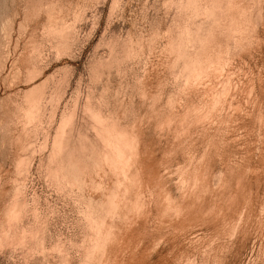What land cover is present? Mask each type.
Returning <instances> with one entry per match:
<instances>
[{
    "label": "rangeland",
    "instance_id": "374dc122",
    "mask_svg": "<svg viewBox=\"0 0 264 264\" xmlns=\"http://www.w3.org/2000/svg\"><path fill=\"white\" fill-rule=\"evenodd\" d=\"M0 264H264V0H0Z\"/></svg>",
    "mask_w": 264,
    "mask_h": 264
},
{
    "label": "bare ground",
    "instance_id": "6f19581e",
    "mask_svg": "<svg viewBox=\"0 0 264 264\" xmlns=\"http://www.w3.org/2000/svg\"><path fill=\"white\" fill-rule=\"evenodd\" d=\"M193 3V1H190V2H188L187 3V5H191ZM200 60L198 59V58H196V59H194V60H192V62H190V64H185L186 66L188 65L189 67H186V68H189V69H191L190 71H197V70H199V69H201V66H200ZM192 75V74H191ZM40 86V85H39ZM38 87V86H37ZM33 88V87H32ZM30 89V88H29ZM33 90H34V88H33ZM38 90H39V87H38ZM28 92V91H27ZM37 92V91H36ZM32 94V93H31ZM30 95V94H29ZM36 96V95H35ZM39 98H40V96H39ZM38 98H36V100H37ZM35 100V101H36ZM39 101V100H38ZM31 102V101H30ZM33 102V101H32ZM37 102V101H36ZM32 105V104H31ZM36 107H38V106H36ZM10 108V107H9ZM35 108V107H34ZM199 108V107H198ZM199 109H201V108H199ZM8 110V109H7ZM10 110V109H9ZM36 111V110H35ZM204 111H205V109H204ZM33 112V111H32ZM199 113H202V110H201V112L200 111H198ZM199 113H197V115H200ZM4 114V113H3ZM5 116V115H4ZM7 117V116H6ZM10 119V118H9ZM6 120V119H5ZM11 120V119H10ZM9 121V120H8ZM12 123V122H11ZM2 124H3V122H2ZM5 124V123H4ZM3 124V125H4ZM6 125V124H5ZM4 125V126H5ZM7 127V126H6ZM8 128V127H7ZM10 128V127H9ZM2 129V128H1ZM8 130V129H7ZM3 131V130H2ZM2 134V133H1ZM3 135V134H2ZM13 139V138H12ZM9 143V142H8ZM5 144V143H4ZM4 146V145H3ZM22 146V145H21ZM20 146V147H21ZM24 146V145H23ZM22 146V147H23ZM6 147V146H5ZM9 147V146H8ZM18 147V146H17ZM24 148H25V146H24ZM7 151H8V149H6ZM22 150V149H21ZM9 153V152H8ZM123 158V155H122V152L120 151L119 152V154L118 155H115V160L116 161H119L118 163H120V161H121V165H122V160L124 161V159H122ZM114 162V161H113ZM115 163V162H114ZM118 163L116 164V166L118 165ZM115 165V164H114ZM120 164H119V167L121 166ZM118 166H117V168H119ZM122 167V166H121ZM123 168V167H122ZM122 168H121V170H122ZM91 220V219H90ZM90 222H92V221H90ZM97 224V223H96ZM97 228H98V226H97ZM99 229H101V228H99ZM98 229V230H99Z\"/></svg>",
    "mask_w": 264,
    "mask_h": 264
}]
</instances>
